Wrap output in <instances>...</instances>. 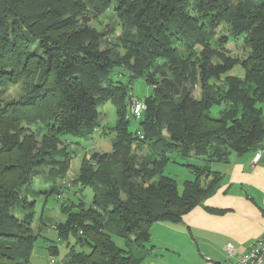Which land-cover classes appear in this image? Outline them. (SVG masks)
Instances as JSON below:
<instances>
[{
	"label": "trees",
	"instance_id": "1",
	"mask_svg": "<svg viewBox=\"0 0 264 264\" xmlns=\"http://www.w3.org/2000/svg\"><path fill=\"white\" fill-rule=\"evenodd\" d=\"M112 5L121 52L101 49L110 32L104 39L90 25ZM236 66L242 75L230 74ZM136 79L151 89L138 97V119L127 107ZM23 82L24 96L6 100ZM262 103L264 0H0V264H29L36 200L61 196L66 138L87 142L105 120L100 106L116 115L103 131L114 135L112 150L81 159L74 183L92 189L90 205L61 204L57 241L72 235L87 247L64 264H140L152 225L180 222L220 180L190 164L194 179L179 191L162 175L171 155L214 163L264 149ZM48 251L56 256V245Z\"/></svg>",
	"mask_w": 264,
	"mask_h": 264
},
{
	"label": "crops",
	"instance_id": "2",
	"mask_svg": "<svg viewBox=\"0 0 264 264\" xmlns=\"http://www.w3.org/2000/svg\"><path fill=\"white\" fill-rule=\"evenodd\" d=\"M259 108L264 115V103ZM257 153L259 161L254 163ZM202 161L220 174L216 191L180 222L152 225V244L144 257L154 260L151 264H233L264 229V149L221 162ZM226 246L235 248L228 260Z\"/></svg>",
	"mask_w": 264,
	"mask_h": 264
},
{
	"label": "rangeland",
	"instance_id": "3",
	"mask_svg": "<svg viewBox=\"0 0 264 264\" xmlns=\"http://www.w3.org/2000/svg\"><path fill=\"white\" fill-rule=\"evenodd\" d=\"M90 25L93 28H97L100 32L103 33V38H108L109 32L110 37L108 43H103L101 45V49L110 48L112 50H116L117 52H121L119 46L117 45V38L122 35V27L120 26V22L118 21L117 14L114 12V5L110 6L107 11L96 18H92L91 15V22ZM237 44H226L225 47H229V50L232 54L240 53L238 51ZM231 75H242L243 72L239 67L236 66L231 73ZM24 82L19 83L17 85L11 86L9 92L7 93L5 99L9 100L11 98L19 99L24 96L23 93ZM131 94L134 96L135 99L146 97L151 93V89L148 88L142 79H136L132 82L131 85ZM198 89H195L193 96L198 98ZM132 98V99H134ZM129 104L127 107L130 110ZM102 110L104 115H106L105 120H100L98 122V126L96 127V131L88 138L87 142L83 141L80 138H72L67 137L69 139V146L68 150L70 151L69 155L71 158L70 160V169L66 173L65 177L59 181V185L61 184V196L58 198L55 193L50 194L49 196H45L44 194L40 195V197L36 200L35 203V214H34V221L31 224V231L35 235H37L33 249L30 253L29 264H49L50 259L54 260V264H64L65 259L68 257L71 249L76 253L86 252L87 247L84 246H77L74 242L72 235L67 238V241L60 240L57 241V233L54 230V225L57 222H63L65 217L61 214V204L72 202L73 205H77L79 201L85 206H89L92 198V189L90 188H82L78 185L76 186L74 180L76 175L79 173L80 169V162L83 156L89 157L90 154L93 152L97 153H109L112 150V144L114 135L110 133H103L105 130L104 127L112 128L115 121L116 115H114V108L110 104L105 106H100L99 110ZM211 115L212 117L218 116V108L212 107ZM134 122L131 120L129 127L130 130L133 129ZM33 129V128H32ZM163 135L165 136V132L163 131ZM136 148V147H135ZM198 164L202 165L203 161H196L194 159L186 160L180 156L171 155L169 161L167 162L166 166L164 167L163 174L170 177L176 183V187L179 191H182L184 185L187 182H190L194 179V174L189 171L187 167L190 164ZM109 169L112 171L114 165L112 163L109 164ZM46 172L45 169H42ZM204 179V178H203ZM202 179V180H203ZM210 179L207 178L204 180V185ZM35 188L36 190H44L47 189V184L44 183L43 175L36 180ZM111 240H113L116 247L121 249H127L126 243L124 240L120 238H116L115 236H111ZM147 243L146 247L151 246V240ZM57 247L56 256H51L49 253V247L55 246ZM139 251H137V254ZM162 254V252H161ZM160 254V255H161ZM154 258V257H151ZM154 260L149 261L148 259L141 261L140 264H151Z\"/></svg>",
	"mask_w": 264,
	"mask_h": 264
},
{
	"label": "built area",
	"instance_id": "4",
	"mask_svg": "<svg viewBox=\"0 0 264 264\" xmlns=\"http://www.w3.org/2000/svg\"><path fill=\"white\" fill-rule=\"evenodd\" d=\"M131 111L130 113L135 119L141 116V112L145 110V103L142 99H132ZM142 138V136H139ZM260 154H255L253 157V162L257 163L259 161ZM256 240L249 245V248L237 258V262L233 264H264V229L260 233ZM235 248L232 246L225 247L226 258L231 259L234 256ZM54 260L50 259L49 264H54Z\"/></svg>",
	"mask_w": 264,
	"mask_h": 264
}]
</instances>
